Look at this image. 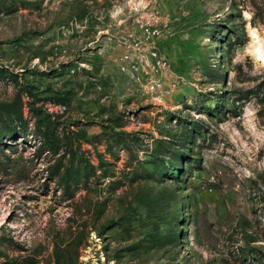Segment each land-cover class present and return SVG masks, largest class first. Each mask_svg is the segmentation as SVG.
<instances>
[{
    "label": "rangeland",
    "instance_id": "obj_1",
    "mask_svg": "<svg viewBox=\"0 0 264 264\" xmlns=\"http://www.w3.org/2000/svg\"><path fill=\"white\" fill-rule=\"evenodd\" d=\"M0 264H264V0H0Z\"/></svg>",
    "mask_w": 264,
    "mask_h": 264
},
{
    "label": "bare ground",
    "instance_id": "obj_2",
    "mask_svg": "<svg viewBox=\"0 0 264 264\" xmlns=\"http://www.w3.org/2000/svg\"><path fill=\"white\" fill-rule=\"evenodd\" d=\"M251 35H252V38L255 40V39H257L258 38V34H257V32H256V30H251V33H250ZM257 55L258 56H261V57H263V49H262V46L260 45L259 47H258V49H257Z\"/></svg>",
    "mask_w": 264,
    "mask_h": 264
},
{
    "label": "built area",
    "instance_id": "obj_3",
    "mask_svg": "<svg viewBox=\"0 0 264 264\" xmlns=\"http://www.w3.org/2000/svg\"><path fill=\"white\" fill-rule=\"evenodd\" d=\"M130 58V55L129 54H125V56L123 57V59H129ZM159 85H157V83H153L151 85L152 89H156Z\"/></svg>",
    "mask_w": 264,
    "mask_h": 264
},
{
    "label": "trees",
    "instance_id": "obj_4",
    "mask_svg": "<svg viewBox=\"0 0 264 264\" xmlns=\"http://www.w3.org/2000/svg\"><path fill=\"white\" fill-rule=\"evenodd\" d=\"M37 123H39V122H37ZM27 128V127H26ZM38 130H40V127H38Z\"/></svg>",
    "mask_w": 264,
    "mask_h": 264
}]
</instances>
